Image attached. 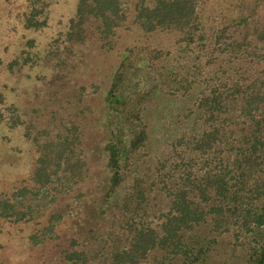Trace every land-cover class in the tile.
I'll return each mask as SVG.
<instances>
[{
  "label": "trees",
  "instance_id": "trees-1",
  "mask_svg": "<svg viewBox=\"0 0 264 264\" xmlns=\"http://www.w3.org/2000/svg\"><path fill=\"white\" fill-rule=\"evenodd\" d=\"M208 2L77 0L49 43L45 136L0 196L41 264H218L227 234L220 264H264V0Z\"/></svg>",
  "mask_w": 264,
  "mask_h": 264
},
{
  "label": "rangeland",
  "instance_id": "rangeland-1",
  "mask_svg": "<svg viewBox=\"0 0 264 264\" xmlns=\"http://www.w3.org/2000/svg\"><path fill=\"white\" fill-rule=\"evenodd\" d=\"M229 1L209 0L208 10ZM76 2L0 0V90L5 93L4 103L0 105L5 115L0 117L3 119L0 122V196L5 197L30 181L39 154L36 149L41 147L34 137L38 135L42 139L45 136L44 131L36 129L43 127L53 106L45 101V86L48 79L59 75L48 55L49 43L74 15ZM32 12L38 19L46 17V23L40 27H26L25 16ZM13 59L17 62L8 68ZM58 110L54 123H58V116L64 117V111ZM8 117H12L10 122L5 121ZM55 132L51 131L50 135ZM35 222L32 218L0 215V264H41L46 259L51 252L47 249V241L34 243L29 238L30 233L40 227ZM225 237L219 245L218 264L228 255L233 238L230 234Z\"/></svg>",
  "mask_w": 264,
  "mask_h": 264
}]
</instances>
